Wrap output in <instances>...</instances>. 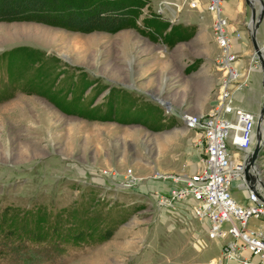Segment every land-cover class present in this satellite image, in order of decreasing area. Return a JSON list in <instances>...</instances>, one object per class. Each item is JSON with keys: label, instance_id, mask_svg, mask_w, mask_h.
I'll use <instances>...</instances> for the list:
<instances>
[{"label": "rangeland", "instance_id": "obj_1", "mask_svg": "<svg viewBox=\"0 0 264 264\" xmlns=\"http://www.w3.org/2000/svg\"><path fill=\"white\" fill-rule=\"evenodd\" d=\"M180 1L141 0L114 33L0 23V85L6 62L20 72L13 97L0 103V234H13L1 239L0 264H23L17 248L42 251V264H220L230 238L208 239L191 203L157 206L170 183L146 180L197 171L199 134L179 116L206 112L219 85L211 18L201 7L177 11ZM247 28L240 31L252 53ZM248 55L239 106L255 111L264 89ZM255 170L264 185V137ZM130 178L139 183L121 187ZM230 195L247 203L236 183ZM85 217L95 230L83 242L51 239ZM27 220L50 242L20 238ZM258 223L249 218L247 228ZM105 229L112 234L103 240Z\"/></svg>", "mask_w": 264, "mask_h": 264}, {"label": "built area", "instance_id": "obj_2", "mask_svg": "<svg viewBox=\"0 0 264 264\" xmlns=\"http://www.w3.org/2000/svg\"><path fill=\"white\" fill-rule=\"evenodd\" d=\"M223 2L205 0L204 6L211 18L212 36L220 49V56L214 62V69L220 74L215 102L205 114L179 116L185 128L199 134L197 143L202 157L198 169L189 175H154L146 180L161 179L170 183L167 193L157 194V206L164 208L176 200L190 201L193 216L204 225L208 239L230 238L219 247L221 259L235 260L239 264H264V185L252 170L249 171L250 181L243 177L244 162L254 142L257 115L233 105L235 95L241 92L245 82L235 66L238 57L232 52V38L238 39L240 34L227 32V22L221 15ZM183 5L197 9L199 2L182 0L173 6L179 11ZM256 67L258 62L252 52L248 56L247 70ZM261 123L264 125V119ZM126 183L129 185L121 187L131 188L139 182L130 178ZM233 183L246 191L244 205L231 198ZM249 218L259 219V223L247 228ZM224 225L227 226L225 231Z\"/></svg>", "mask_w": 264, "mask_h": 264}, {"label": "trees", "instance_id": "obj_3", "mask_svg": "<svg viewBox=\"0 0 264 264\" xmlns=\"http://www.w3.org/2000/svg\"><path fill=\"white\" fill-rule=\"evenodd\" d=\"M141 0H0V23L28 22L38 23L54 28L78 33H114L125 29L132 21L134 14L141 7ZM6 59V61H8ZM11 63V61H10ZM13 67V66H12ZM10 65L6 62V74L8 81L0 85V103L10 99L14 95L15 80L20 77V72L12 75ZM21 71V70H18ZM24 94H33L32 90L25 88ZM86 211L88 209H85ZM84 210V212H85ZM82 212V215L83 213ZM9 213V212H7ZM85 214V213H84ZM85 216V215H84ZM4 220L0 221L2 223ZM7 227L12 223L5 222ZM27 226L18 228L20 238L34 243H49L48 236H44L39 230L32 229L30 220L25 222ZM63 236L55 233L51 239L60 240L67 244L83 242L92 231L93 223H89L86 217ZM27 227V229H26ZM14 230V227L12 228ZM21 230V231H20ZM12 231V230H10ZM10 231L0 234L1 239L6 235H13ZM112 232L105 229L102 239L106 240ZM50 237V236H49ZM6 243V242H4ZM2 253V252H1ZM15 254L23 264H42L45 253L38 249L17 248Z\"/></svg>", "mask_w": 264, "mask_h": 264}, {"label": "crops", "instance_id": "obj_4", "mask_svg": "<svg viewBox=\"0 0 264 264\" xmlns=\"http://www.w3.org/2000/svg\"><path fill=\"white\" fill-rule=\"evenodd\" d=\"M198 2H199V7L204 9L205 1L203 3H201V1L198 0ZM221 15L227 22V32L229 34H231V35L235 34V33H239L240 34V38L239 39L232 38V52L239 59L235 63V66L240 71L241 63L243 62V60H241V59L243 57L247 56V54H249V55L251 54V51L249 53V48H247V46H246L245 38L242 37V33L243 32L240 31L243 28L246 29V27L248 25V21H249L250 11L247 8V6L245 5L243 0H224V2L221 5ZM255 38H256V42H257L258 46L259 47H263L264 46V23L262 25H260V27L257 29L256 34H255ZM240 96H245L243 91L239 92V94L235 95V101H234L235 105L234 106L236 108H239V109H242V110H245V111H248V112H251V113L257 115V112H258L259 109H256L255 111H249L250 108L249 109H247V108L244 109V108L239 106V104L242 103V101L240 100ZM263 100H264V93L261 94L258 97V106H257L258 108L260 107V105L263 102ZM214 102H215V100H214ZM214 102H213V104H214ZM213 104L211 105V107L213 106ZM206 112H204V113H196V114H205ZM193 172H195V171H189L187 173H180L178 175H189V174H191ZM149 183L150 182H147V184H145L146 186H148V188H149V185H150ZM162 186H164V185H162ZM141 188H144V187L141 186ZM183 203L184 204H190L191 202L190 201H185ZM177 205H178V207H179V205L181 207H184V205L180 204V203H176V206ZM219 256H220V253H219ZM219 259H220V263L221 264H239V262H237L235 260H224V259H221V258H219Z\"/></svg>", "mask_w": 264, "mask_h": 264}, {"label": "water", "instance_id": "obj_5", "mask_svg": "<svg viewBox=\"0 0 264 264\" xmlns=\"http://www.w3.org/2000/svg\"><path fill=\"white\" fill-rule=\"evenodd\" d=\"M245 5L250 11L247 34L252 47V50L256 56L258 65L262 73V86L264 89V60L261 55V47L258 46L255 38L258 27L264 22V0H243ZM262 119H264V100L260 105L257 112L255 122V135H254V148L246 158L244 162L243 177L248 182L251 180L249 171L255 168V160L258 156L263 137L260 135V126Z\"/></svg>", "mask_w": 264, "mask_h": 264}, {"label": "bare ground", "instance_id": "obj_6", "mask_svg": "<svg viewBox=\"0 0 264 264\" xmlns=\"http://www.w3.org/2000/svg\"><path fill=\"white\" fill-rule=\"evenodd\" d=\"M260 52H261L262 58H263V60H264V47H261V51H260ZM259 133H260L261 136L264 135V125H263V124H261V126H260V131H259ZM263 137H264V136H263ZM252 172H253L254 175L257 174L255 168L252 169ZM256 176H257V175H256Z\"/></svg>", "mask_w": 264, "mask_h": 264}]
</instances>
